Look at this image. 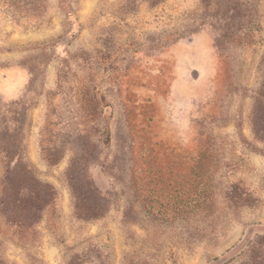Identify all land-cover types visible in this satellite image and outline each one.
<instances>
[{"label":"rangeland","instance_id":"374dc122","mask_svg":"<svg viewBox=\"0 0 264 264\" xmlns=\"http://www.w3.org/2000/svg\"><path fill=\"white\" fill-rule=\"evenodd\" d=\"M0 264H264V0H0Z\"/></svg>","mask_w":264,"mask_h":264}]
</instances>
